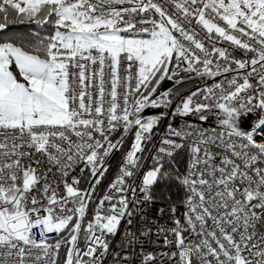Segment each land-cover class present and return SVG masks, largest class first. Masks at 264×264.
<instances>
[{"label": "snow or ice", "instance_id": "1", "mask_svg": "<svg viewBox=\"0 0 264 264\" xmlns=\"http://www.w3.org/2000/svg\"><path fill=\"white\" fill-rule=\"evenodd\" d=\"M0 34V264H58L62 247L63 264H264V0H0ZM181 65L234 75L185 94ZM147 109L204 123H168L144 169L167 118Z\"/></svg>", "mask_w": 264, "mask_h": 264}, {"label": "built area", "instance_id": "2", "mask_svg": "<svg viewBox=\"0 0 264 264\" xmlns=\"http://www.w3.org/2000/svg\"><path fill=\"white\" fill-rule=\"evenodd\" d=\"M166 9L169 12L174 11V9H173V7H172L171 4L166 5ZM192 27H195L200 32V38H203L204 37V35H205L204 31L202 29H200L198 25H196L195 21L192 22ZM203 42L205 43V46L207 48H209V49H211L213 45H215L216 47L228 48L232 52V55L235 56L236 58H241L242 55H243L242 52H241V50H239V49H233V46L230 43L224 42L222 40H218V39L207 40V39H204ZM248 55L251 56L252 54L249 53ZM220 63H223V61H220ZM183 67H184V65H181L180 76H183L185 74H189V73H185L183 71ZM123 68H124V65L122 64L121 65V73H122V75H123ZM189 75H190L189 80H192L193 81V85H192V87L185 94H187L189 91H194L197 88H203L205 86H210L214 82L223 81L225 79V76L231 77L234 74L233 73H228V74H225V75H222V76H218V77H216L214 79L213 78H208V77H203L202 78V77L198 76L196 73H191ZM171 88H173V84H172L171 81H168L167 80L162 86L159 87L158 91L162 92V91H165V90H169ZM161 111L164 112L165 117H167V118L162 119L160 121V126H159V129L156 130V135L153 137L152 141H150L148 143V145L146 146V148H145L144 160L142 162L143 165H144V169H146V168H148V167L151 166V164H152L151 157L157 151V148H158L159 143H160V139L164 136L165 129H166L168 123L171 122L173 124H176L178 122L179 125L182 126V127L186 123L187 124H191L193 126H199V125H201V124L204 123V122H200L196 116H189V117H185V118L172 117L170 115V110L169 109H163V110H161V109H147L145 115L146 116H158V115H160ZM207 124L208 125L211 124V118L207 122ZM130 135L131 134H129L128 136H130ZM132 142H133V136H132V139H131V143ZM131 143H130V145H131ZM118 152H114L108 158V160L106 161V163L108 164V168L111 165V163L113 162V160L115 159V157L117 156ZM180 152L177 154V156L180 154ZM144 169H141V172H143ZM76 174H79V169H77V172L74 173L73 175H76ZM86 174H87V172H85V173L82 174V176H81V184H82V182H83ZM136 182H138V181H136ZM81 184H80V187H81ZM162 206H163L162 202H159L158 201L156 204H154V205L150 206L149 208H147L146 211H147V213H148V215L150 217H156L157 209L159 207H162ZM166 221H167V217H161V218H159V222L160 223H164ZM123 227H124V225L122 223L121 224V229H123ZM34 232H36L37 238H39V232L37 230H35V229H34ZM52 235L55 237V233H53ZM120 238H121L120 237V233H118L115 238H110L112 240V244L110 246V251L112 250L113 247L117 251H119V241H120ZM108 259L110 260L111 257H109Z\"/></svg>", "mask_w": 264, "mask_h": 264}, {"label": "trees", "instance_id": "3", "mask_svg": "<svg viewBox=\"0 0 264 264\" xmlns=\"http://www.w3.org/2000/svg\"><path fill=\"white\" fill-rule=\"evenodd\" d=\"M35 29H36V26L30 22H24V23L17 22V23L10 26V29L8 30V32H9V34H12V33L25 34V33H28L32 30H35ZM40 31L42 34H46V33H50L51 29L48 26H45V29H42ZM3 38H4L3 34H0V39H3ZM16 71H18V70H16ZM182 77L185 78L184 83L178 84L177 86L180 87L181 89H183L184 93H186L192 87L193 81L189 80V78H190L189 74H185ZM21 78L22 77H18V79H20V80H21ZM131 139H132V135L127 136L125 138V141L123 143L122 148L120 149L117 156L115 157V159L113 160V162L109 166L107 173H105L101 182L98 185H96L95 194L93 197L94 200L97 197H102L104 194H106L107 188L109 187V185L112 183V181L117 176L118 169L122 163L124 153L127 150H129V148H130ZM185 164H186V152L182 149L180 154L176 157V166L181 171H183ZM88 187H90V184H89V176L87 173L85 175V178H84L82 184H81V188L83 189V188H88ZM173 191L175 192L174 189H173ZM179 198H180V194L176 193L174 196V199L178 200ZM92 213H93L92 205H89L87 214L85 216V221H87L91 218ZM81 237H83V232H81ZM81 244H83L82 239H81ZM64 255H65V248L62 247L60 250L59 258H58V264H63Z\"/></svg>", "mask_w": 264, "mask_h": 264}, {"label": "rangeland", "instance_id": "4", "mask_svg": "<svg viewBox=\"0 0 264 264\" xmlns=\"http://www.w3.org/2000/svg\"><path fill=\"white\" fill-rule=\"evenodd\" d=\"M167 80H165L163 83L160 84V86H162ZM21 82H23V79L21 78ZM109 188V187H108ZM108 188H107V191H108ZM106 191V192H107Z\"/></svg>", "mask_w": 264, "mask_h": 264}, {"label": "water", "instance_id": "5", "mask_svg": "<svg viewBox=\"0 0 264 264\" xmlns=\"http://www.w3.org/2000/svg\"><path fill=\"white\" fill-rule=\"evenodd\" d=\"M95 187H96V185H95Z\"/></svg>", "mask_w": 264, "mask_h": 264}]
</instances>
